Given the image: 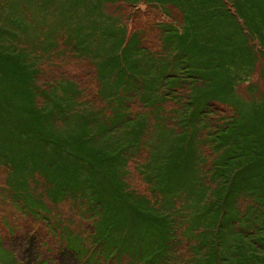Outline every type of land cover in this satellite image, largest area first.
<instances>
[{
    "label": "rangeland",
    "instance_id": "obj_1",
    "mask_svg": "<svg viewBox=\"0 0 264 264\" xmlns=\"http://www.w3.org/2000/svg\"><path fill=\"white\" fill-rule=\"evenodd\" d=\"M0 45L29 53L37 107L54 134L76 144L65 151L53 136L41 161L29 152L39 140H28L27 120L12 124L24 131L0 152V264H149L145 232L126 234L133 195L178 221L166 264H199L203 244L190 238L194 211L185 203L195 195L155 189L171 152L201 193L229 175L220 161L232 155L213 146L241 138L233 156L264 184V162L248 160H264V0H0ZM54 152L70 161L52 162ZM254 198L241 201L258 227L264 208Z\"/></svg>",
    "mask_w": 264,
    "mask_h": 264
},
{
    "label": "trees",
    "instance_id": "obj_2",
    "mask_svg": "<svg viewBox=\"0 0 264 264\" xmlns=\"http://www.w3.org/2000/svg\"><path fill=\"white\" fill-rule=\"evenodd\" d=\"M83 41V39H79L76 43L81 45ZM3 46L0 45V152L2 154H7V148H9L11 144L10 141L14 136L22 135L21 133H23L24 129L14 130L12 127L13 123H15L14 125L16 126L17 124L21 126V122L19 121V118L22 117L21 115H23L22 118L27 120L24 128L28 133H30L32 129V136L28 138V140H39V144L37 143L35 145L37 147L29 150V152L39 156L41 161H43L42 157L46 153L44 150L49 147L50 143H54L52 139L53 136H57L58 138H60V136L63 137L62 143L58 145H63L65 151H74L69 148V146L71 145L76 148L75 141L65 137L68 134H61L60 136L57 135V133L54 134L55 131L59 130L53 129V126H50V123H48L44 117V108L37 107L36 105V98L39 94L36 90H40V88L36 85V90L34 92L28 82L32 79L33 82L36 83L37 64L32 61V57H29V53L21 55L14 51H8L4 49ZM1 63H6V65ZM69 84H71V82H69ZM74 91L75 89L72 90V94H75ZM73 98H75L74 95L70 101L72 105L66 106L70 110L76 106V102ZM55 103L57 109L63 111L61 102L57 101ZM8 121H10L9 124L11 126L6 125ZM74 137L76 138L75 135ZM262 138L263 140L261 142H264V136ZM230 143L234 145V147L230 146L223 149L224 145L221 143H217L213 146V150L217 153L222 151V156H224V154L232 155L230 159L226 157L220 161V164L226 162L231 166L230 169L226 165L223 167V169H229L228 177L226 176L223 180L219 179L216 183L214 182V184L206 185L207 187L202 188L200 193L196 190L198 189L197 187H193L196 185L194 184V179L188 180V178L184 179V177L179 176L180 160L176 162L174 160L175 153L171 152L170 158L168 159L167 157V160L163 164V167H166L167 173L156 176L158 182L162 181V185H160V183L159 185L157 184L155 189H161L163 187L166 196L169 197H173L175 194H179V196L183 197L185 191L187 194L191 193V195H195L193 200L185 203H191L192 210L194 211L189 218L191 223L194 221L192 226H189L190 224L188 225L190 227L188 228L189 233L191 234L192 232L193 234L190 238L196 237V240L203 244L198 247V252L201 253L199 264H264V217L259 219L258 227L256 225H251L252 217L247 213L245 208L243 209L244 203L241 201L259 195L258 198L262 196V199L254 198V201H257L260 208H264V184L260 185V179L256 170L253 173L246 172V162H244L245 159H243L242 156H233L235 151L244 149L243 139L233 137ZM81 147H83V145H81ZM254 147L255 145L252 146V148ZM158 151L162 156V150ZM51 154L55 159L51 160L52 162H60L65 159L70 161L64 156H59V153L54 152ZM75 156L77 160H86L80 148L79 153H76ZM162 160L164 161V158H162ZM248 160L255 164V167L257 165L261 167L264 162V160L258 157L249 158ZM157 163L160 164L158 161ZM170 164H177V167H171ZM217 169L218 167L215 170ZM213 174L216 175L215 172ZM218 178H220L219 175ZM256 188L261 189V194L256 193ZM210 190H212V197L208 199ZM132 197L136 199L135 202L138 209H131L130 214L133 216L134 214L137 215L135 223L133 220L131 224H126L129 228L126 234L130 232L131 229H133L134 232L142 231V235L143 232H145L141 239V244L139 245L141 248L144 244L146 246V248L141 249V252H144L146 249L144 255L145 259L149 264H166L168 260L172 259L169 258V253L171 252L169 242L174 234V229L176 230L178 221L175 224V220H173L175 216L172 215V211L162 210V208L160 210L159 206L154 203V200L152 201L147 197H137L134 195ZM117 198L123 200L120 207L121 211L118 213L122 215L126 221L127 214L123 211L124 209L122 206L125 205L127 207L129 204L126 201L124 202L122 196ZM245 216H247V218H245ZM134 224L136 229H134ZM253 230L259 232L254 234ZM125 241L126 240H123L116 244L117 246L119 245V247L116 246V248L118 250H121L123 247L127 248L126 243L128 242ZM205 248L207 249L204 250ZM171 255L173 254L171 253ZM74 261L78 263L77 256L74 258Z\"/></svg>",
    "mask_w": 264,
    "mask_h": 264
}]
</instances>
